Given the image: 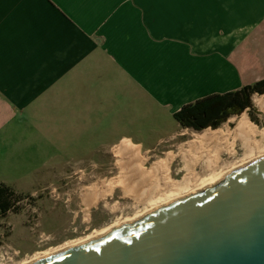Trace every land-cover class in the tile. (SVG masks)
<instances>
[{
  "label": "crops",
  "instance_id": "crops-1",
  "mask_svg": "<svg viewBox=\"0 0 264 264\" xmlns=\"http://www.w3.org/2000/svg\"><path fill=\"white\" fill-rule=\"evenodd\" d=\"M253 77L264 0H0V170L32 145L71 158L110 129H180L183 105Z\"/></svg>",
  "mask_w": 264,
  "mask_h": 264
},
{
  "label": "rangeland",
  "instance_id": "rangeland-1",
  "mask_svg": "<svg viewBox=\"0 0 264 264\" xmlns=\"http://www.w3.org/2000/svg\"><path fill=\"white\" fill-rule=\"evenodd\" d=\"M253 79L254 77L249 81L253 83ZM257 96L264 97L253 94V108L240 115H245L256 129L261 131L264 130V108L255 103ZM240 115L230 116L216 129H222L225 133L231 132ZM138 126V129H110V137L104 140L105 144L63 146L73 151L71 158L64 157V154L59 158L58 151L55 154L45 146H28V158L24 156L22 161H15V166L9 170H0V182L7 183L23 196L17 203L19 209L9 212L0 220V264H20L36 256L78 244L89 236H96L101 231L110 229L116 222L133 219L149 207V195L138 196L137 199L132 193L125 194L121 187L114 185L119 169L113 151L117 146L112 144L120 137H130L142 144L141 150L139 147L137 149L146 156L144 169L152 170L151 166L157 160L164 162L165 169H168V178L172 182H179L181 185L187 172L185 168L192 169L191 178L192 182H195L192 185L195 188L212 172L226 174L228 169L248 158L241 140L232 136L228 138L229 143H234L231 152L220 148L216 151L212 144L202 145L201 149H196L197 145H189L197 139L198 133L206 129L212 130L211 128L201 131L177 129L176 123L164 129ZM173 131H176V135L166 139ZM262 143L264 144V140L258 144L254 156L258 155L260 149L264 150ZM81 150L90 154L93 152V155L89 156L92 159L77 160L82 157L77 153ZM182 150L187 155L186 161L183 159ZM213 155L218 166L211 171L207 167V159ZM56 156L57 158L53 159ZM180 188L178 185L172 189L179 191ZM158 190L152 193L155 199L168 196L170 188ZM88 192L94 194L96 202L91 204V200L85 201L84 194Z\"/></svg>",
  "mask_w": 264,
  "mask_h": 264
},
{
  "label": "water",
  "instance_id": "water-1",
  "mask_svg": "<svg viewBox=\"0 0 264 264\" xmlns=\"http://www.w3.org/2000/svg\"><path fill=\"white\" fill-rule=\"evenodd\" d=\"M30 264H264V155Z\"/></svg>",
  "mask_w": 264,
  "mask_h": 264
},
{
  "label": "bare ground",
  "instance_id": "bare-ground-1",
  "mask_svg": "<svg viewBox=\"0 0 264 264\" xmlns=\"http://www.w3.org/2000/svg\"><path fill=\"white\" fill-rule=\"evenodd\" d=\"M254 101L260 108H264V97L263 96L255 97ZM230 136H232L233 138H238L241 140V143L244 145L243 147H245V149H246L248 158H246V160L240 162L238 165L234 166L232 169H228L229 170L228 172H230V170L232 171V170H234L240 166H243L252 160L260 158L261 156L264 155V150L258 148V149H260L258 151V155L254 156V154H255L254 151L258 147V144L260 143L261 140H264V130L259 131L258 129H256V127L243 114L240 115L239 117H237L236 124H235V126L231 132L225 133L222 129H216V130L206 129L205 131L198 133L197 139L193 141V144H189V143L188 144L192 145V146L197 145L196 149H201V146L205 145V144H212V148H214L216 151L223 149L225 151L231 152L233 149L234 143L233 142L229 143L228 138H230ZM257 137H258V139H257ZM263 146H264V144L261 147H263ZM113 151L115 154L114 156L117 157L116 165L119 169L117 175L115 176L116 180H114V185L121 187L125 194H131L132 193L137 199H138V196H142V195H149L150 197H149V203H148L149 207L147 209H145L144 212L137 214V216H135L133 219L129 218V219H126V220L121 221V222H116L111 228L116 227V226H118L124 222L132 221L136 218H139L143 214H145L146 212L153 210L154 208H156L158 206L167 204L168 202H171L172 200H175L179 197H182V196H185L189 193L198 191V190L202 189L203 187L213 185L216 182H218L222 177L225 176L224 175L225 172L224 173L221 172L220 174H215L214 172H212L211 175L209 174L208 178H206V179L202 178L203 180L202 181L200 180L201 181L200 186L195 188L194 185H192L193 183H195V182H192V178H191L192 169L185 168L187 170V172L183 176L182 183L180 185L179 182L178 183H176L175 181L172 182L168 178V175H167L168 169L167 170L165 169L164 162H162L160 160L159 161L157 160V162L152 164V166H151L152 170L144 169L143 163L146 159V156L143 155V153H141L140 151H137L134 147L128 145L127 143H122V144L118 145ZM182 154H183V159L186 161L187 155L185 152H183V150H182ZM171 157H172V155H171ZM206 157H207V155H206ZM169 159H170V157L168 156V160ZM187 162H189V161H187ZM216 166H218V164L216 165V157H215V155H213L212 158L209 157L207 159V167L210 168L209 170L212 171L214 168H216ZM166 168H167V166H166ZM194 175L195 174H193V178H194ZM195 178H196V176H195ZM178 185H179V188L181 187L179 191L176 189H172ZM159 188H164V189L170 188L169 195L166 197L165 196L164 197H158L155 199L153 197L152 193L155 192L156 190H158ZM158 191H160V190H158ZM102 192H105V191H102ZM84 199H85V201L87 199L91 200L89 202L91 204L96 202V198H95L94 194L92 195L91 192L85 193ZM110 229L101 231L99 233L100 235L96 234V236H89L88 238L84 239L82 242H86L90 239H93V238L97 237L98 235L99 236L104 235L105 232H108V230H110ZM82 242H80V243H82ZM63 249H65V248H63ZM63 249H61V250H63ZM61 250H59L57 252H60ZM53 253H56V252H53ZM53 253H49L47 255H50ZM47 255L36 256L33 259L23 261L20 264H30V263L34 262L36 259H39V258L47 256Z\"/></svg>",
  "mask_w": 264,
  "mask_h": 264
},
{
  "label": "trees",
  "instance_id": "trees-1",
  "mask_svg": "<svg viewBox=\"0 0 264 264\" xmlns=\"http://www.w3.org/2000/svg\"><path fill=\"white\" fill-rule=\"evenodd\" d=\"M264 95V78L241 86L239 89L221 94H212L183 105L174 113V119L181 128L201 131L206 128L216 129L230 116L240 115L251 110V96ZM23 196L11 186L0 183V220L9 212L19 209L18 202ZM2 241L0 239V246Z\"/></svg>",
  "mask_w": 264,
  "mask_h": 264
}]
</instances>
